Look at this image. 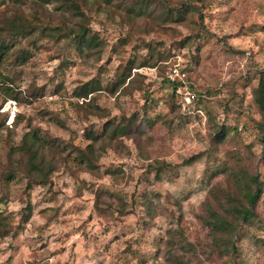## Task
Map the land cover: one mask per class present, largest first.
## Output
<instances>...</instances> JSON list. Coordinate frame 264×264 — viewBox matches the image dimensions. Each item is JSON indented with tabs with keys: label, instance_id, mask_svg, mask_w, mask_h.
<instances>
[{
	"label": "rangeland",
	"instance_id": "obj_1",
	"mask_svg": "<svg viewBox=\"0 0 264 264\" xmlns=\"http://www.w3.org/2000/svg\"><path fill=\"white\" fill-rule=\"evenodd\" d=\"M113 1L112 9L98 8L95 1L83 6L85 22L106 42L100 54L64 52V41L39 35L23 44L31 53L24 64H0V171L11 147L31 128L59 145L85 147L87 130L101 132L110 117L143 116L148 102L156 121L140 138L98 144L93 171L70 158L46 185L0 182V214L8 232L0 235V264H171L173 259L175 264H264V193L256 216L236 236V253H222L201 220L210 188L227 184L230 166L255 168L264 184L259 126L264 114L254 96L264 74V0H195L204 26L186 46L176 43L193 33V22L157 26L152 18H129L117 7L119 0ZM180 1L187 0H166ZM63 2L7 0L0 18L17 13L34 21L37 15L45 26L82 21ZM148 42L165 57L154 67L133 68L113 92L129 62L151 54ZM176 65L200 95L188 114L171 115L164 104L171 93L168 74ZM137 72L139 84L128 86ZM92 79L101 80L102 87L77 97L76 87ZM223 124L228 132L218 142L214 130ZM162 162L167 167L157 177ZM169 230L178 232L172 238ZM180 240L183 247L176 244Z\"/></svg>",
	"mask_w": 264,
	"mask_h": 264
},
{
	"label": "trees",
	"instance_id": "obj_2",
	"mask_svg": "<svg viewBox=\"0 0 264 264\" xmlns=\"http://www.w3.org/2000/svg\"><path fill=\"white\" fill-rule=\"evenodd\" d=\"M83 1V4L78 0H64L63 2V6L68 7L66 11H69L73 16L82 17V21L75 24L66 20L60 25L52 23L51 25L49 24L50 26H45L37 15L33 18L36 21L34 22L26 16L17 13L0 18V64L10 60L20 61L24 64L31 53L28 52L23 44L31 43L39 35L48 37L58 43L64 41V52L74 48L78 51L79 56H89L94 53L100 54L106 42L96 32L92 31L89 23L85 22L86 12L83 6L84 3L88 4L89 1H95L98 3V8L103 10L112 9L111 5H113L114 1ZM6 2L7 0H0V6ZM119 2L120 4H116L117 7L120 9L124 8L125 11L123 12L131 19H136L135 17L152 18V23L157 26L168 22L181 23L187 20L193 22V33L177 42V46L192 45L201 35V30L204 26V15L201 5H198L195 0L180 1L174 4H168L166 0H119ZM16 6L19 7L18 5ZM196 15H199L198 20L195 19ZM145 46L152 50L151 54L147 57L141 56L131 60L115 82L113 92L117 91L116 89L126 82L131 76L133 68L154 67L160 58L165 57L160 52L158 45L152 47L148 42L145 43ZM141 77L142 74L137 72L130 79L128 86L139 84ZM167 83L171 88V93L164 98V104L169 108V113L171 115H180V112L188 114L191 109L183 108L182 100L177 92L181 82L167 79ZM101 85V80L99 79L86 81L76 87L75 95L87 98L90 93H94L102 87ZM12 95L15 98L19 97L16 93ZM254 96L257 105L264 114V74L261 75L259 84L254 89ZM154 100V105H159V101L157 99L152 101ZM152 107H154L153 103L149 104L148 102L143 116L136 113L128 116L122 114L119 118L110 117L104 122L101 132L97 129L87 130L86 139L88 143L85 147L77 146L72 142H67L63 146L59 145L52 140V137H43L39 128H31L23 134L19 143L11 147L7 164L0 171V182L7 185L11 182L22 180L28 188L36 185H46L50 182L51 175L58 169V165L66 163L67 159L70 158L86 169L92 171L98 169L99 147L97 145L101 143L114 145L122 137L140 138L146 128L152 127L156 121V113H151L150 115L148 113V109ZM157 115L159 116V114ZM259 126L264 128V122H259ZM227 132L228 127L225 124L217 125L213 136L218 142H221L225 139ZM260 138L264 153V133L261 134ZM73 154L75 156L72 157ZM192 159L193 157L187 159L186 162ZM166 167V162L159 163L156 166L157 177H161V171L165 170ZM263 193L264 184L260 179L259 172L255 168L250 170L244 164L238 162L235 167L230 166L227 184H215L210 188L208 199L203 205L205 212L201 216V220L209 228L214 242L219 245L222 253L238 252L236 236L243 224L256 216V208ZM148 204L150 210H152L154 207L151 201ZM123 211L125 212L126 210ZM2 216L3 214H0L1 237L8 233L6 228H3L5 224L1 219ZM176 231L169 230L168 234L173 238L178 232ZM182 242L183 240H180L176 244L183 247ZM168 260L171 261L170 258ZM171 264H175L174 259ZM237 264L242 263L239 262Z\"/></svg>",
	"mask_w": 264,
	"mask_h": 264
},
{
	"label": "built area",
	"instance_id": "obj_3",
	"mask_svg": "<svg viewBox=\"0 0 264 264\" xmlns=\"http://www.w3.org/2000/svg\"><path fill=\"white\" fill-rule=\"evenodd\" d=\"M186 76V71L177 65L172 67L168 74L169 79L181 82V85L177 88V92L182 100L183 108L190 110L191 106L199 100L200 95H198V93L191 88V85L185 81Z\"/></svg>",
	"mask_w": 264,
	"mask_h": 264
}]
</instances>
